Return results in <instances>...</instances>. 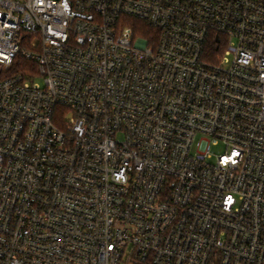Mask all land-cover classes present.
I'll list each match as a JSON object with an SVG mask.
<instances>
[{"label":"built area","instance_id":"2783aa9c","mask_svg":"<svg viewBox=\"0 0 264 264\" xmlns=\"http://www.w3.org/2000/svg\"><path fill=\"white\" fill-rule=\"evenodd\" d=\"M0 264H264V0H0Z\"/></svg>","mask_w":264,"mask_h":264},{"label":"trees","instance_id":"16d2710c","mask_svg":"<svg viewBox=\"0 0 264 264\" xmlns=\"http://www.w3.org/2000/svg\"><path fill=\"white\" fill-rule=\"evenodd\" d=\"M130 24H132L134 27H135V30L137 33H141L143 32L144 34L146 33H149L151 32V28L145 24L144 22L140 21V20H136V19H130ZM219 48H217V45L214 41H212L210 43V47H209V50L212 51V50H217Z\"/></svg>","mask_w":264,"mask_h":264},{"label":"rangeland","instance_id":"374dc122","mask_svg":"<svg viewBox=\"0 0 264 264\" xmlns=\"http://www.w3.org/2000/svg\"><path fill=\"white\" fill-rule=\"evenodd\" d=\"M38 81L41 82L42 80L41 79H38ZM224 151H225V149H224V147H223L222 144H218V145L213 144L212 145V152L214 154H219V153H222Z\"/></svg>","mask_w":264,"mask_h":264}]
</instances>
